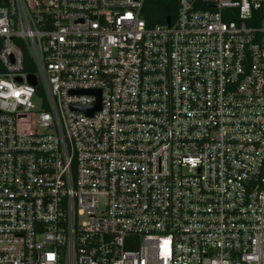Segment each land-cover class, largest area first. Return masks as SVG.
<instances>
[{
  "label": "built area",
  "instance_id": "1",
  "mask_svg": "<svg viewBox=\"0 0 264 264\" xmlns=\"http://www.w3.org/2000/svg\"><path fill=\"white\" fill-rule=\"evenodd\" d=\"M147 1L0 0V264H264V0Z\"/></svg>",
  "mask_w": 264,
  "mask_h": 264
},
{
  "label": "trees",
  "instance_id": "2",
  "mask_svg": "<svg viewBox=\"0 0 264 264\" xmlns=\"http://www.w3.org/2000/svg\"><path fill=\"white\" fill-rule=\"evenodd\" d=\"M177 0H148L143 9V16L148 25L164 23L167 16L173 19Z\"/></svg>",
  "mask_w": 264,
  "mask_h": 264
},
{
  "label": "water",
  "instance_id": "3",
  "mask_svg": "<svg viewBox=\"0 0 264 264\" xmlns=\"http://www.w3.org/2000/svg\"><path fill=\"white\" fill-rule=\"evenodd\" d=\"M166 21H167V22L169 21V16L166 17ZM30 81H31L32 83L35 82V81H34V78H32V77H30ZM98 107H99V102H98L96 105H94L93 108H91V109L93 110V109L98 108ZM91 109L89 110L90 112L92 111Z\"/></svg>",
  "mask_w": 264,
  "mask_h": 264
}]
</instances>
